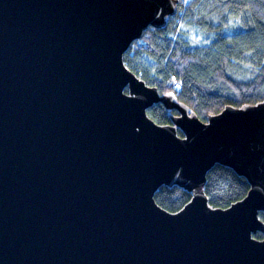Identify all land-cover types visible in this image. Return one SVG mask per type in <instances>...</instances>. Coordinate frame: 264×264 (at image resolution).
<instances>
[{
	"label": "water",
	"instance_id": "1",
	"mask_svg": "<svg viewBox=\"0 0 264 264\" xmlns=\"http://www.w3.org/2000/svg\"><path fill=\"white\" fill-rule=\"evenodd\" d=\"M178 5L0 0V264H264V101L204 121L124 61ZM217 164L251 186L227 208ZM162 186L192 199L171 212Z\"/></svg>",
	"mask_w": 264,
	"mask_h": 264
},
{
	"label": "trees",
	"instance_id": "2",
	"mask_svg": "<svg viewBox=\"0 0 264 264\" xmlns=\"http://www.w3.org/2000/svg\"><path fill=\"white\" fill-rule=\"evenodd\" d=\"M124 61L148 85L174 95L204 121L227 106L263 102L264 0H179L167 25L150 27L131 45ZM148 113L160 124L173 123L172 116L178 114L163 104ZM250 188L245 177L217 164L207 175L205 192L212 206L227 208ZM155 199L177 212L192 193L162 186ZM260 217L264 221V212Z\"/></svg>",
	"mask_w": 264,
	"mask_h": 264
},
{
	"label": "rangeland",
	"instance_id": "3",
	"mask_svg": "<svg viewBox=\"0 0 264 264\" xmlns=\"http://www.w3.org/2000/svg\"><path fill=\"white\" fill-rule=\"evenodd\" d=\"M190 109V108H189ZM191 110V109H190ZM192 111V110H191ZM178 112V111H177ZM193 112V111H192Z\"/></svg>",
	"mask_w": 264,
	"mask_h": 264
}]
</instances>
